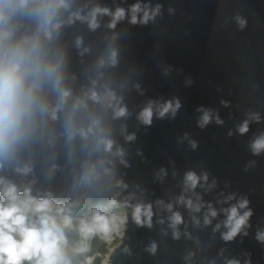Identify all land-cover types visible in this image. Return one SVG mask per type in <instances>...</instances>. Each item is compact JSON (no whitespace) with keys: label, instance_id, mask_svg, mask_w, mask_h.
I'll list each match as a JSON object with an SVG mask.
<instances>
[{"label":"clouds","instance_id":"obj_1","mask_svg":"<svg viewBox=\"0 0 264 264\" xmlns=\"http://www.w3.org/2000/svg\"><path fill=\"white\" fill-rule=\"evenodd\" d=\"M162 8L152 0H134L127 7L114 8L100 3L78 5L76 0H0V264H96L99 257L101 264H109L121 245L131 254L124 244L130 222L150 230L159 225L161 233L167 236L170 231L173 240L182 235L191 239L184 216L175 210L177 205L188 211L193 227L212 226L213 237L219 233L224 244L249 236L253 210L246 196L220 192L217 208L196 191L199 187L207 193L217 187L216 179L209 183L207 171H186L180 194L167 202L145 199L144 189L139 194L128 191L125 174L118 172L120 165L131 167L132 151L144 159L143 150L133 148L141 129L147 134L154 121L174 120L183 107L179 96H161L148 97L130 109L125 90L135 89L140 96L146 90L139 83L131 87L127 82L117 83L106 72L119 64L117 25L146 27L162 15ZM169 12L174 9L170 7ZM235 21L239 30L247 27L243 16L237 14ZM77 22L89 32L102 25L110 32L106 48L94 63V77L78 87L75 74L69 73L68 49L60 39L62 30ZM83 44V37L77 35L74 47L80 56L90 51ZM173 72L182 74L183 69L173 65L162 69L165 77ZM194 83L190 75L185 77L186 86ZM231 103L220 100L224 108ZM195 111L196 126L202 130L212 123H225L218 109L199 105ZM133 116L136 128L130 131L128 121ZM245 117L236 126L241 136L249 132L251 123L264 122L259 111H248ZM232 134L229 130L228 135ZM185 140L191 149L198 147L188 133L180 143ZM61 145L73 163L72 199L35 187L37 160L47 159L46 175L51 178L59 165L50 153ZM248 147L254 156L264 153V132ZM154 176L163 182L168 172L160 167ZM197 214H202V220ZM220 215L224 218L217 220ZM254 239L264 246V228L256 229ZM97 240L105 246V254L93 250ZM157 249L153 240L145 250L155 255ZM225 252L221 248L217 254L222 264H253L250 252L239 257Z\"/></svg>","mask_w":264,"mask_h":264},{"label":"water","instance_id":"obj_2","mask_svg":"<svg viewBox=\"0 0 264 264\" xmlns=\"http://www.w3.org/2000/svg\"><path fill=\"white\" fill-rule=\"evenodd\" d=\"M76 2L89 7L100 3L114 8L127 7L134 0ZM157 2L163 8L155 23L146 27H131L126 22L117 25L120 36L115 43L119 48V64L106 72L117 83L127 82L129 87L139 83L146 90L145 96H140L135 89L125 90L130 109L142 105L148 97L161 96H179L183 107L174 120L154 121L147 134L141 129L133 148L142 149L144 159L132 151L128 157L131 167L125 169L120 165L118 172L125 174L123 179L129 185L128 191L139 194L144 189L145 199L160 198L167 202L180 194L186 171L197 174L207 171L209 183L216 179L217 187L207 193L199 187L196 191L217 208L220 205L215 201L220 192L246 196L253 210L252 227L248 237H237L236 241L224 244L219 233L213 237L212 226L193 227L188 211L177 205L175 210L184 216L191 239L182 235L180 240H173L171 232L163 235L159 225L150 230L136 228L130 222L124 244L131 254L125 253L121 245L111 254L109 264H209L214 258L217 264H222L217 256L221 248L226 249L225 255L237 257L250 252L253 264H264V246L254 239L256 229L264 228V153L254 156L248 147L256 135L264 132V122L251 123L249 132L243 136L236 132L246 112L259 111L264 115V0H152L153 4ZM170 7L174 12H169ZM237 14L248 22L243 30H239L235 21ZM103 19L107 22L108 17ZM77 35L83 37V47L90 49L83 56L74 47ZM109 35L103 25L93 33L79 22L62 30L60 39L68 49V69L70 74H75L77 87L94 77V63L106 48ZM168 65L183 69V73L173 72L165 77L162 69ZM189 75L195 81L192 86L185 84V77ZM221 99L230 100L231 106L222 107ZM199 105L218 109L224 125L212 123L203 130L198 128L195 109ZM128 124L130 131L135 130L134 116ZM229 130L233 133L231 136ZM184 133L197 141L195 150L186 140L180 143ZM50 155L55 157L59 168L49 178L47 159L37 160L35 187L72 199L73 163L67 148L61 145ZM160 167L168 172L163 182L154 176ZM197 215L202 220V214ZM223 218L220 215L217 220ZM216 222L213 221V226ZM180 228L183 233L185 226ZM153 240L158 244L155 255L145 250ZM189 253L194 255L186 259Z\"/></svg>","mask_w":264,"mask_h":264},{"label":"trees","instance_id":"obj_3","mask_svg":"<svg viewBox=\"0 0 264 264\" xmlns=\"http://www.w3.org/2000/svg\"><path fill=\"white\" fill-rule=\"evenodd\" d=\"M93 250L98 251L102 254L106 251V248L101 242L97 240L93 243ZM96 264H100V257L97 259Z\"/></svg>","mask_w":264,"mask_h":264},{"label":"rangeland","instance_id":"obj_4","mask_svg":"<svg viewBox=\"0 0 264 264\" xmlns=\"http://www.w3.org/2000/svg\"><path fill=\"white\" fill-rule=\"evenodd\" d=\"M105 253H106V251L104 253H102V254H105ZM101 259H102V257H100V264H101Z\"/></svg>","mask_w":264,"mask_h":264}]
</instances>
